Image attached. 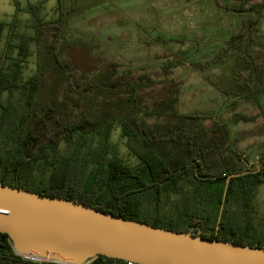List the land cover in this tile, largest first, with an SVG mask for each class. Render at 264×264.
<instances>
[{
  "label": "rangeland",
  "instance_id": "obj_1",
  "mask_svg": "<svg viewBox=\"0 0 264 264\" xmlns=\"http://www.w3.org/2000/svg\"><path fill=\"white\" fill-rule=\"evenodd\" d=\"M18 1L26 8L40 0ZM261 2L61 0L55 48L49 50L50 40L43 36L31 45L33 55L24 69L25 77L38 62L45 70L36 97L42 133L51 136L55 122L117 117H135L134 122L158 136L178 122L211 136L210 130L220 124L230 131L228 157L244 169L258 165L264 153V47L254 43L264 40V8L255 11ZM58 3L46 2V21L58 19ZM16 8L14 0H0V21H11ZM18 15L25 21L20 32L32 34V16ZM6 36L7 30L0 33V50ZM249 41L259 74L247 65L242 48L225 53L230 45ZM105 75L120 82L119 88L104 84ZM112 139L124 161H138L130 144L140 143H129L119 125ZM64 151L62 143L52 152L58 156ZM256 200L258 215L264 217V186Z\"/></svg>",
  "mask_w": 264,
  "mask_h": 264
},
{
  "label": "trees",
  "instance_id": "obj_2",
  "mask_svg": "<svg viewBox=\"0 0 264 264\" xmlns=\"http://www.w3.org/2000/svg\"><path fill=\"white\" fill-rule=\"evenodd\" d=\"M47 1L23 8L14 0L13 19L0 21V33L7 30L0 50V184L73 200L154 227L264 248V217L258 215L256 200L264 186V153L258 165L241 168L228 157L230 131L225 125L217 124L208 136L203 129L193 130L178 122L158 136L134 122L135 117H117L106 122H55L51 136L42 133V123L36 120V97L45 70L38 62L34 72L25 77L24 69L33 55L31 45L46 35L49 50H53L60 37L61 0L55 8L58 19L53 22L42 15ZM255 7L260 12L264 0ZM19 12L32 16V34L20 32L25 21ZM254 44L264 47V40ZM250 46V41L243 46L233 44L225 53L242 48L249 56L245 57L247 65L259 74ZM110 77L105 75L103 83L119 88L120 82H111ZM116 125L129 143H140L130 144L136 163L121 158L119 145L112 139ZM62 143L65 151L55 156L53 149ZM93 259L94 264L123 262L103 255ZM0 264L65 263L28 260L16 252L9 236L0 232Z\"/></svg>",
  "mask_w": 264,
  "mask_h": 264
},
{
  "label": "water",
  "instance_id": "obj_3",
  "mask_svg": "<svg viewBox=\"0 0 264 264\" xmlns=\"http://www.w3.org/2000/svg\"><path fill=\"white\" fill-rule=\"evenodd\" d=\"M0 232L20 255L65 264H84L99 255L138 264H264L261 247L154 227L3 184Z\"/></svg>",
  "mask_w": 264,
  "mask_h": 264
},
{
  "label": "built area",
  "instance_id": "obj_4",
  "mask_svg": "<svg viewBox=\"0 0 264 264\" xmlns=\"http://www.w3.org/2000/svg\"><path fill=\"white\" fill-rule=\"evenodd\" d=\"M24 258L28 259V260H32V261H35V262H40L44 259L42 258H38V257H35V256H32V255H22ZM44 261H47V260H44ZM123 262H121L120 264H138V263H135L133 261H130V260H122ZM84 264H94V259H90L88 260L86 263Z\"/></svg>",
  "mask_w": 264,
  "mask_h": 264
}]
</instances>
